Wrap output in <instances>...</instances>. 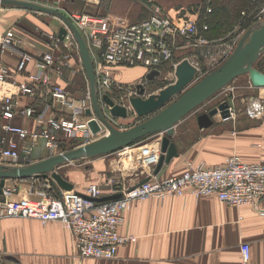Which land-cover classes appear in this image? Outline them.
Returning <instances> with one entry per match:
<instances>
[{
    "label": "built area",
    "instance_id": "obj_1",
    "mask_svg": "<svg viewBox=\"0 0 264 264\" xmlns=\"http://www.w3.org/2000/svg\"><path fill=\"white\" fill-rule=\"evenodd\" d=\"M24 1L50 7L46 0ZM55 1V5H59L72 0ZM145 5L149 12L145 19L118 27L111 26L109 19L103 16L80 11L66 13L86 42L100 107L113 127L117 125V120L109 114L102 97H110V92L114 90H124L117 68L142 67L149 73L161 72L170 64L175 72L179 63L172 60L178 40L191 46L209 45L208 41L195 38L197 25L194 21L176 24L154 0H145ZM260 13L261 17L259 11L252 16L254 24L264 21V7ZM252 27L242 30L238 25L230 36L220 42L216 51L205 49L208 60L222 65L241 37ZM48 39L50 44L46 52L35 53L24 47L27 41L33 42L26 37H18L14 29L0 30V56L17 57L13 68L0 63V165L6 169L21 167L22 157H30L38 142H42L54 156L68 151L62 149L59 136L65 140L80 141L82 146L109 134L99 121L97 132H92L89 127V122L94 118L86 115L87 110H92L89 92L77 100L65 87L53 82V76L67 79L75 71L83 70L72 33L68 31L64 39L52 33ZM28 64H32L33 68L25 74ZM40 87L44 88L49 99L38 109L22 107L21 99L35 98L36 90ZM82 112L85 114L83 119ZM244 114L251 120L261 119L264 114L263 102L259 98H248ZM16 118L32 120L34 128L15 124ZM160 155L159 147H140L136 159L140 166L150 168L157 166ZM28 160L29 165L33 163L31 159ZM31 179L36 183L34 192L37 197L13 201L0 197V219L20 218L60 223L74 238L76 257L72 264H81L87 259L112 260L120 246L135 243L134 236L121 234L119 228L126 223L133 204L148 199L163 202L171 197L190 196L197 200L214 196L230 207L253 208L264 218V163H246L237 155L226 157L216 166L187 161L180 175L165 179L151 176L131 187L115 178H107L108 186H119L116 194H120V197L104 202L96 201L102 197V191L96 183H88L83 194L74 190L61 191L51 176ZM250 260V245L242 243L239 264H251Z\"/></svg>",
    "mask_w": 264,
    "mask_h": 264
},
{
    "label": "crops",
    "instance_id": "obj_2",
    "mask_svg": "<svg viewBox=\"0 0 264 264\" xmlns=\"http://www.w3.org/2000/svg\"><path fill=\"white\" fill-rule=\"evenodd\" d=\"M90 1V3L82 1L88 8L84 12L108 18L113 27L124 22L122 18L116 19L114 14L110 13L115 8L117 0H112L109 12L100 14L93 13L92 9L101 11L105 0ZM156 1L163 8L164 14L176 24L187 20L195 21L200 33L208 30V24L201 23L200 12L196 13L197 6L201 8L205 0ZM114 11L112 10L113 13ZM147 11L142 10L140 16L131 15L132 23L145 19L148 16ZM59 28L60 26L57 27L56 34ZM49 32L51 33L48 35L52 34V31ZM17 35L22 37L18 33ZM48 35L44 36L43 43L34 42L33 39V43L27 41L24 47L35 53L46 52V47L50 44ZM217 38L211 39L212 41L209 45H205V48L212 52L216 51L220 42L224 40ZM61 48L63 49L62 46ZM16 60L17 57L0 56V63L11 68L16 65ZM32 68L33 65L28 64L25 74L30 73ZM82 71H75L67 79L53 76V82L65 87L76 98L72 92L73 87L76 83L82 85V82H78L80 78L86 83V75ZM117 71L119 81L123 85L137 86L142 79L147 81L148 72L142 67H120ZM243 77H246V89L256 93L257 98L264 104V87L253 88L248 77ZM48 99L44 88L40 87L36 90L35 98L23 97L21 105L38 109ZM119 105L124 106L121 103ZM229 107L231 109L227 120H224L220 114L216 115L207 128L200 129L196 118L198 134L190 148L186 147L181 152L180 148H183L184 140L177 142L172 138L179 155L170 163L164 164L157 173H155L156 166L150 168L140 166L136 156L140 147L161 148L163 134H156L157 138L151 143H145L147 138L114 153L85 159L83 162L77 161L76 164H72L73 162L63 164L56 169V172L79 193H85L88 183L98 184L102 191L101 198H104L115 195L119 190V186L111 187L106 184L107 178L110 177L131 187L151 176L165 179L180 175L187 161L205 162L208 166H216L226 157L237 155L246 163H264V114L259 120H251L245 116L244 109L235 105ZM118 121L123 126H127L132 124L133 120L129 116ZM14 123L34 128L30 119L16 118ZM59 141L62 146H66L64 138L59 136ZM49 157L51 152L42 142H38L30 157L25 155L22 157L21 167L29 165L28 159L34 164ZM87 161L91 164L88 174L79 169ZM69 168L72 170L67 172ZM64 169L67 173L61 171ZM34 184L35 181L30 178L6 180L0 197L9 201L20 198L35 199L37 196L34 192ZM61 191L65 190L61 188ZM119 232L134 236L136 242L120 246L116 257L112 260L87 259L81 264H239L242 243L250 245L251 264H264V218L260 217L253 208L230 207L214 196L197 200L188 196L171 197L163 202L153 199L137 202L128 212L126 223L119 228ZM75 257L74 238L60 223H42L38 220L20 218L0 219V264H72Z\"/></svg>",
    "mask_w": 264,
    "mask_h": 264
},
{
    "label": "water",
    "instance_id": "obj_3",
    "mask_svg": "<svg viewBox=\"0 0 264 264\" xmlns=\"http://www.w3.org/2000/svg\"><path fill=\"white\" fill-rule=\"evenodd\" d=\"M0 5L19 7L59 19L63 23L58 30L60 39H64L68 31L72 33L78 46L81 64L89 84L92 110H87L86 115L94 117L89 122V127L92 132H97L99 130L97 121H99L109 131V134L98 140L28 166L6 169L0 165V195L3 193L2 189L6 180H22L46 176H51L55 183L65 191H72L73 186L56 172V169L61 165L114 153L148 136L163 134L160 148L161 155L155 169V173H157L164 164L170 163L173 158L178 156L177 148L171 141V136L174 127L190 112L240 76L247 75L253 88L264 87V74L255 68L256 63L264 54L263 21L250 28L241 37L232 54L221 66L195 84L193 82L197 70L187 60H183L175 69V83L162 89L156 95H150L145 98V87L137 85V95L129 98L128 107L118 105L108 95H104L102 100L109 108V114L112 117L125 119L129 109L137 117L145 119L127 130H117L109 123L101 110L88 47L81 33L69 18L55 9L24 0H0ZM159 75V71H151L146 78L151 81ZM178 95L180 96L169 104ZM228 108V103L223 101L209 112L198 115L197 124L199 128L209 127L212 124V118L218 114L223 119H227L229 117ZM119 197L120 194H116L99 198L96 201L104 202L118 199Z\"/></svg>",
    "mask_w": 264,
    "mask_h": 264
},
{
    "label": "rangeland",
    "instance_id": "obj_4",
    "mask_svg": "<svg viewBox=\"0 0 264 264\" xmlns=\"http://www.w3.org/2000/svg\"><path fill=\"white\" fill-rule=\"evenodd\" d=\"M82 1L83 0H72V1H68V2H62L59 5H55V2H56L55 0H46V3H47V5H50L49 8L55 9V10L61 12L62 14L66 15V13H73V12H78V11L84 12L85 9L88 10V8L85 6L86 1H84L85 3H83ZM217 1H219V0H215L214 2H211V3H207V0H205V1H203V3H205V4L207 3L206 4L207 10L208 9L211 10V8L214 10V8H215V10H214V12H215L219 6L217 3H215ZM255 1L256 2L258 1L260 3H264V0H255ZM154 3L158 4L156 0H154ZM111 4H112V0H107V1L105 0L101 11L99 9H96V10L92 9L93 13H98V14L105 13V12L107 13V12H109V10H111ZM215 4H217V5H215ZM145 6H146L145 0H134L133 2L130 0H117L115 2V8L112 9V10H115L114 13L112 12V10L110 13L114 14L113 16H115L116 19L122 18V20L124 22L123 23L121 22L120 25H117L114 27H118L121 25L126 26V25L133 24L132 23L133 19H132L131 15L135 14V15L140 16L139 13H141L142 10H144V12H145V10L147 11ZM213 6H214V8H213ZM55 7H58V8H55ZM263 7H264V5H263ZM248 9H249V6L245 7L243 9V12H241V15L239 14V16L237 18L238 19L237 24L234 25L225 34L220 35V36L217 35L218 36L217 39L227 38L228 36H230L229 34L231 32H233L235 27L238 25H240L242 27V30L247 29L246 28L247 26L244 25V22L248 20L247 16H249V14H250V13L246 14ZM261 9L258 10L259 11L258 15L260 17L262 15L260 13ZM200 10H201V8L197 6L196 13L199 14ZM242 13H245V15L242 16ZM187 21H183V22L185 23ZM253 22H254L253 20L249 19V22H248L249 27L256 26V25L260 24V23L254 24ZM194 23L197 24L195 21H194ZM62 25H63V23L59 19H57L53 16H50V15L44 14V13L31 12V11L25 10L23 8L13 7V6H3L0 8V30L12 28L19 35H21L23 38L26 37L31 42H33V39H34L35 40L34 42L42 41V43H43V39L45 40L44 36L46 37L48 35V33H51L49 31H52V33L55 34L57 32V27H59V26L61 27ZM198 28L199 27H197V36H195V38H200V39H203L205 41L210 42V41H212L211 39H213V38H209V37H215L214 34L209 36L207 33L204 34L205 37L204 36L199 37L198 34L199 35H202V34L199 32ZM191 44H193V43L191 42ZM176 45H178V48L175 49V53L173 55L172 62L178 64V63L182 62L183 60H187L195 68L196 67L198 68L197 69L198 71L195 75L193 84L202 80L206 75H208L209 73H211L212 71L217 69L219 65L221 66V63H217V64L215 63L216 64L215 65L213 61L211 62V59L208 60V57L206 56L207 54L205 53V51H206L205 49H207V48H205V46H203L202 48L197 46V45L191 46V45H188L186 42H182L179 40L176 42ZM182 58H183V60H180ZM260 67L262 69H264V61H263V63H261ZM163 69H164L163 72H159L160 75L158 77H156L154 80H151V81H148V80L146 81V79L141 80L140 84H142L145 87V93H144L145 98L150 96V95H156L162 89H164L167 86L175 83V81H176L175 72H174L173 68L170 66V64L165 66ZM243 76H247V75H243ZM243 76L236 78L234 81H232L230 84H228L225 88H223L222 90L217 92L215 95H213L211 98H209L202 105L198 106L196 109H194L192 112H190L186 117H184L182 119L181 123H179L177 125V127H175V129H174L175 132L173 131V134L171 136V141H172V138L177 142L181 141V139L184 140L185 143L183 145V148H180L181 152L186 147L190 148V146L192 145L191 144L192 141L194 139H197L198 128H197V124H196V118L198 115L209 112L211 109L217 107L223 101H226L229 106L235 105V106H238L239 108L244 109L246 98H248V97L249 98H251V97L257 98L258 97L256 93H253L251 91V89H246L247 88V87H245L246 86L245 85L246 77H243ZM85 79H86V83L84 80H82V78H80V80L78 82H82V85L79 86L80 84L76 83L75 86L73 87L72 92H73L74 96H76L77 100L82 99L89 92V84H88L87 77ZM83 85H84V88H83ZM135 86H136L135 84L134 85H124L123 91L114 90V91L110 92L111 93L110 98L116 104L119 105V103H121V104L125 105L126 107H128L129 98L137 95L135 93V89H134ZM74 91H75V93H74ZM179 96L180 95L173 98L169 102V104L171 102H173L174 100H176ZM169 104H167V105H169ZM228 109H231V107H229ZM129 116L133 120L132 124L127 125V126H123L122 123L120 121H118V120H120V118H115L117 120L116 121L117 125H115L114 128H116L117 130H127V129H129V128H131V127H133V126H135V125H137V124H139L145 120L144 118L137 117L131 110L128 109V115L126 118H128ZM84 117H85V114L82 112L81 118L83 119ZM150 137L151 138H149V137L144 138V139L148 138V140L145 141V143H151V141H153L157 138L155 135H152ZM65 142L66 143H64V144L66 146L64 148H62L63 150H65V149L71 150V149H74V148L80 146V144H82V142L77 141V140H65ZM75 162H77V161H75ZM75 162H73V163L71 162V163L76 164ZM78 162H83V160H80ZM90 167H91V164H90V162L87 161L86 163H83V165H81V167H79V169L83 170V172L86 171V174H88L90 171ZM72 168H74V167H72ZM72 168L67 169V172L72 170ZM74 169H77V168H74ZM65 170L66 169L61 170V171L64 173H67Z\"/></svg>",
    "mask_w": 264,
    "mask_h": 264
},
{
    "label": "trees",
    "instance_id": "obj_5",
    "mask_svg": "<svg viewBox=\"0 0 264 264\" xmlns=\"http://www.w3.org/2000/svg\"><path fill=\"white\" fill-rule=\"evenodd\" d=\"M214 1L215 0H207V3H211ZM215 3L219 5L215 12H214L215 10L214 6H213L214 10L211 8V11L207 12L206 4L205 3L202 4L200 10V20L201 23L208 24V30L203 31L201 33L202 35L207 33L209 36L214 34L215 37H218L220 35L225 34L233 27L235 23L237 24L238 21L237 18L239 14L241 15L243 9L249 6V9L247 10L246 14L249 13L250 14L248 20L244 22V25L248 27L249 19L251 20L252 16L256 14L257 11L261 8V5H264V3H260L258 1L256 2L255 0H219ZM209 38H214V37H209ZM263 61H264V54L260 57V59L256 63L255 68L264 74V69L260 67ZM64 147L65 146H63V148Z\"/></svg>",
    "mask_w": 264,
    "mask_h": 264
}]
</instances>
